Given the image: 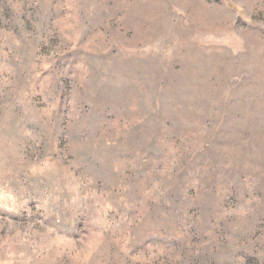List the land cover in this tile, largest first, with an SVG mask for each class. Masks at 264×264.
<instances>
[{"label":"rangeland","instance_id":"1","mask_svg":"<svg viewBox=\"0 0 264 264\" xmlns=\"http://www.w3.org/2000/svg\"><path fill=\"white\" fill-rule=\"evenodd\" d=\"M249 256L264 0H0V264Z\"/></svg>","mask_w":264,"mask_h":264},{"label":"trees","instance_id":"2","mask_svg":"<svg viewBox=\"0 0 264 264\" xmlns=\"http://www.w3.org/2000/svg\"><path fill=\"white\" fill-rule=\"evenodd\" d=\"M192 240H194V239H192ZM179 242H180V241H179ZM179 242H178L177 245H176V249H177L178 246H179ZM254 261H256L255 258L252 257V256H249V257L246 258V260H245V264H252L251 262H254Z\"/></svg>","mask_w":264,"mask_h":264}]
</instances>
